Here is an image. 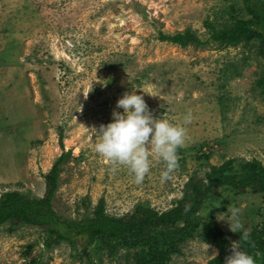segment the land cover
I'll list each match as a JSON object with an SVG mask.
<instances>
[{"label": "rangeland", "instance_id": "obj_1", "mask_svg": "<svg viewBox=\"0 0 264 264\" xmlns=\"http://www.w3.org/2000/svg\"><path fill=\"white\" fill-rule=\"evenodd\" d=\"M245 6L244 0H0V195L42 197L44 175L65 152L70 158L61 166L52 209L75 222L90 216L100 200L110 216L138 204L166 211L190 176L202 178L229 159L264 167L258 42L181 48L158 39L190 30L206 40L209 26L251 20ZM132 90L143 95L154 117L185 127L177 167L167 179L153 152L148 173L136 183L127 166L95 151L99 138L89 129L110 122L117 99ZM188 111L192 120L185 125ZM232 206L240 209L247 239L224 220ZM207 223L222 232L228 255L238 242L260 264L251 243L264 240V193L250 190L209 195L192 236L178 243V253L167 251L162 264L215 258L217 249L202 240ZM86 252L95 264H138L141 253L120 249L112 255L81 238L74 246L48 245L36 227H0V264H87Z\"/></svg>", "mask_w": 264, "mask_h": 264}, {"label": "trees", "instance_id": "obj_2", "mask_svg": "<svg viewBox=\"0 0 264 264\" xmlns=\"http://www.w3.org/2000/svg\"><path fill=\"white\" fill-rule=\"evenodd\" d=\"M249 21H236L232 27L214 29L209 26L208 38L201 40L194 32L186 30L174 35L159 34L158 39L172 45L205 47L215 44L236 47L239 44L258 42V55L264 58V0H244ZM264 101V74L258 80ZM61 140V139H60ZM70 158V152L62 153L44 175L45 192L42 197L28 193L8 191L0 195V227L10 228L31 226L41 229L47 235V244L67 243L71 246L81 238L86 246H97L114 255L120 249L140 250L138 264H162L168 252L178 253V243L191 237L190 227L200 214L207 197L217 190L232 192L239 196L244 190L264 193V167L258 161H236L229 159L219 166H213L203 177H189L182 188L181 197L163 212L149 206L136 205L123 216L105 213L103 200L90 216L75 222L58 216L52 209V201L58 188L61 166ZM181 224L182 227L177 225ZM189 228V230H187ZM204 243L214 246L218 255L208 264H225L229 244L222 232L207 223L202 229ZM259 254L260 264H264V240L254 238L251 243ZM165 249V251H162ZM87 264L93 263L90 254L84 253ZM29 264H38L32 261Z\"/></svg>", "mask_w": 264, "mask_h": 264}, {"label": "clouds", "instance_id": "obj_3", "mask_svg": "<svg viewBox=\"0 0 264 264\" xmlns=\"http://www.w3.org/2000/svg\"><path fill=\"white\" fill-rule=\"evenodd\" d=\"M111 116L107 124L89 129L99 138L94 143L95 151L113 164L127 166L136 183H141L148 173L149 152H153L164 162L165 170L161 178L167 179L177 167V148L185 142V127L154 117L143 95L135 90L126 91L117 99ZM191 120L192 113L188 111L183 116V124ZM239 212L240 209L235 206L228 207L225 212L227 219L224 220L232 232L242 231L240 238L247 239L248 233L243 230ZM225 264H255V259L235 242L231 245V254L226 257Z\"/></svg>", "mask_w": 264, "mask_h": 264}]
</instances>
